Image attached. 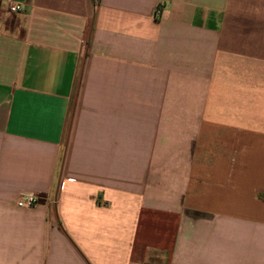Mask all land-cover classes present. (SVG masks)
<instances>
[{"label":"crops","instance_id":"1","mask_svg":"<svg viewBox=\"0 0 264 264\" xmlns=\"http://www.w3.org/2000/svg\"><path fill=\"white\" fill-rule=\"evenodd\" d=\"M0 264H264V0H0Z\"/></svg>","mask_w":264,"mask_h":264},{"label":"built area","instance_id":"2","mask_svg":"<svg viewBox=\"0 0 264 264\" xmlns=\"http://www.w3.org/2000/svg\"><path fill=\"white\" fill-rule=\"evenodd\" d=\"M97 6V4H95ZM9 12L12 14H20L23 13V7L20 3H11L8 6ZM162 10V4L159 5L158 9L156 10V16H159ZM43 200V197L40 194L36 193H23L20 195L16 202V206L22 209H32L38 206Z\"/></svg>","mask_w":264,"mask_h":264}]
</instances>
